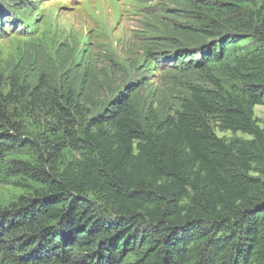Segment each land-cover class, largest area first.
<instances>
[{
	"label": "trees",
	"instance_id": "16d2710c",
	"mask_svg": "<svg viewBox=\"0 0 264 264\" xmlns=\"http://www.w3.org/2000/svg\"><path fill=\"white\" fill-rule=\"evenodd\" d=\"M252 1L203 2L214 19L190 29L203 48L173 60L224 73L149 129L135 90L82 128L73 100L0 102V168L28 185L0 207V264H264V0Z\"/></svg>",
	"mask_w": 264,
	"mask_h": 264
},
{
	"label": "rangeland",
	"instance_id": "374dc122",
	"mask_svg": "<svg viewBox=\"0 0 264 264\" xmlns=\"http://www.w3.org/2000/svg\"><path fill=\"white\" fill-rule=\"evenodd\" d=\"M229 1L0 0V102L19 110L35 94L73 100L82 128L135 90L131 109L149 129L153 118L162 122L174 117L190 99L191 88L215 90L209 76L221 77L222 64L184 71L173 59L203 48L205 40L190 31L214 19L203 2ZM254 117L264 130V106L255 107ZM27 124L36 131L46 126L38 113ZM214 129L228 142L252 139ZM27 188L0 168L1 208L25 195Z\"/></svg>",
	"mask_w": 264,
	"mask_h": 264
}]
</instances>
